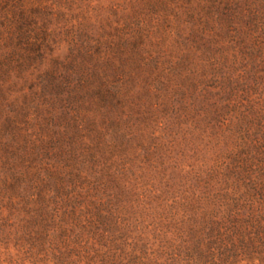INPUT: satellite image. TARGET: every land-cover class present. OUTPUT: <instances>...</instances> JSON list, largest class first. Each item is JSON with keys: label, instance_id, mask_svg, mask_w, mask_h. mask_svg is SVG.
<instances>
[{"label": "rangeland", "instance_id": "obj_1", "mask_svg": "<svg viewBox=\"0 0 264 264\" xmlns=\"http://www.w3.org/2000/svg\"><path fill=\"white\" fill-rule=\"evenodd\" d=\"M44 4L27 32L49 20L47 62L27 83L0 74V156L9 145L10 178L24 175L16 166L58 170L71 201L59 195L36 217L33 177L13 205L0 193V264H154L192 228L228 210L245 217L264 161V0ZM6 32L0 22V68ZM84 45L114 66L124 56L133 73L114 107L76 114L64 90L55 106L43 97L39 74Z\"/></svg>", "mask_w": 264, "mask_h": 264}, {"label": "trees", "instance_id": "obj_2", "mask_svg": "<svg viewBox=\"0 0 264 264\" xmlns=\"http://www.w3.org/2000/svg\"><path fill=\"white\" fill-rule=\"evenodd\" d=\"M45 1L0 0V22H5L8 34L6 44L9 45L5 58L10 64L0 68V74L7 79L6 83H9V76L15 71L17 78L26 82L28 73L33 76V73L38 72V68L47 62L46 51L52 52L51 35L53 33L46 28L49 20L43 22V27L41 26L39 29L40 33L36 34L33 31L34 34L29 36L27 32L33 26L37 29L33 17L38 14V10L48 8L44 4ZM229 1L223 0L224 3ZM254 16H256L255 13ZM86 46H82L77 53L72 52L71 57L64 63H56L53 60L52 67L39 74L43 97L54 95L56 99L55 101L51 100L52 106L60 102L59 97L62 96L64 90L71 97L69 102L64 100V104L70 105L75 102L77 108L72 110L76 114L81 111V106L87 107L89 111L87 113H91L89 108L92 105L96 106L99 111L106 106L114 107L117 100L120 101L124 97V93L128 91L126 80L133 73L129 70L130 67L126 66L129 65L126 63L128 59L119 56L121 66H114L112 58L106 56L102 58L97 54L96 49L94 50V47ZM122 50H124L123 47ZM100 65L104 67L101 70ZM84 73L86 76L83 75ZM112 79L113 81H111ZM113 83H117V85H113ZM83 116L89 117V115ZM9 149V145H4L3 152L6 153V156H4L5 158L0 156V168H3V163L7 166V171L11 173L5 178H1L0 182L3 183V187H0V193L8 195L11 201L10 205L15 202L13 201L16 198L14 189L16 190L23 176L27 179L31 177L35 179L30 184V187L36 186L35 194L31 196L29 194V198L38 207L34 216L40 217V213L47 209L49 202L61 198L59 195H62L63 199L71 201V198L67 197L68 195L64 196L63 185L67 181L66 177L58 170L49 169L47 176L43 177L41 170L34 172L31 169L32 166H27V169H24L26 165L18 162L22 166H16V168L25 170L24 175L19 174L18 178H10L9 176L15 169L13 154L8 151ZM24 159V157L20 158L21 161ZM35 160L38 159L35 158ZM260 163L263 164L260 169L261 182L254 183L255 187L244 193L245 198H250L249 201L245 200L249 202L244 206L245 209L248 208L245 217H240V210H235L233 213L232 210H228L227 217L225 216L222 221L211 220L210 223L199 229L192 228L189 238H181L180 243L177 242L171 246L172 251L166 253L165 260H155L153 263L242 264L247 262V264H264V161L261 160ZM0 176H4V174ZM73 176L76 178L78 175L74 174ZM52 192L56 195L51 196ZM255 203H259L260 206H255Z\"/></svg>", "mask_w": 264, "mask_h": 264}]
</instances>
